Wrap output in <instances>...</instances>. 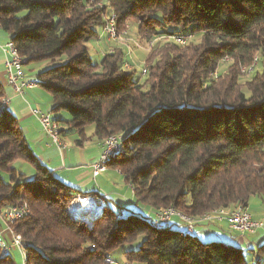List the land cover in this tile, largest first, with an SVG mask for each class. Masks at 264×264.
Listing matches in <instances>:
<instances>
[{"label":"trees","instance_id":"1","mask_svg":"<svg viewBox=\"0 0 264 264\" xmlns=\"http://www.w3.org/2000/svg\"><path fill=\"white\" fill-rule=\"evenodd\" d=\"M112 15L119 33L134 20L149 45L143 83L125 69L122 47L92 60L87 44ZM0 29L22 66H44L32 69L34 81L51 94L50 113L67 114L54 117L66 127L60 136L81 143L90 126L101 140L121 135L124 151L107 166L134 198L126 216L107 204L93 220H77L67 207L73 188L36 159L17 118L1 108L0 81V171L10 175L0 177V212L28 206L7 222L24 242V264H107L125 245L133 246L120 252L129 263L259 264L264 240L244 254L181 229L177 217L154 227L152 213L171 207L202 221L264 198V0H0ZM15 160L32 164L33 180ZM9 251L0 244V264H14Z\"/></svg>","mask_w":264,"mask_h":264},{"label":"crops","instance_id":"2","mask_svg":"<svg viewBox=\"0 0 264 264\" xmlns=\"http://www.w3.org/2000/svg\"><path fill=\"white\" fill-rule=\"evenodd\" d=\"M2 31L3 30L0 29V81L3 85V97L8 100L7 109L17 118L22 133L36 159L44 164L56 179L66 186H71L75 194L101 196L104 201L106 200V206L107 204L109 205L110 201L113 203H121L122 200H128V203L133 202L132 189L124 180L123 182L126 185L125 188H121L120 190L116 189L117 191L111 192L105 190L102 174L110 170V167L95 178L92 176L90 165L98 159L104 143L101 139L92 136V130L88 133L86 132L85 135L81 137V143L75 142V139H77L76 135L63 132L60 138L64 147H57L52 144L43 134L41 125L32 110L36 108L41 111L50 112L52 108L51 94L42 89L38 84L24 90L22 96L13 92L12 88L6 82L5 55L1 49V46L9 41V34ZM99 36L98 38L100 41L102 35L99 34ZM117 45V47H120L122 44L120 43ZM122 48L124 49L125 55L128 56L130 54V52H128V47L124 45ZM112 49L113 48H110L104 51L102 55L98 52L96 53L102 57L105 53L111 52ZM127 66L128 63H125V67ZM35 73V70H30L28 73H24V78L26 80H34ZM52 116L53 118L55 116L63 117V114L59 112L56 115L52 114ZM58 127L59 129L66 128L62 122H59ZM116 199L118 200L116 201ZM179 225H181L180 222ZM195 232L202 240L206 238H220L225 242L242 248V250L247 253L253 252L252 250H255L257 245L264 240L263 234L255 237L248 233L229 230L227 223L224 221L209 224L197 223L195 224ZM257 232L258 230L255 233ZM255 233H253V235H255Z\"/></svg>","mask_w":264,"mask_h":264},{"label":"rangeland","instance_id":"3","mask_svg":"<svg viewBox=\"0 0 264 264\" xmlns=\"http://www.w3.org/2000/svg\"><path fill=\"white\" fill-rule=\"evenodd\" d=\"M109 18V17H108ZM108 23V25H106V30L109 32V34H114V37H109L107 36V34L102 31V27H100V29L98 30V36L99 34L102 35V37L99 38L98 36L94 39H92L87 46L89 47V53L90 55H92V60L97 63L100 61L101 59V55L104 51H107L110 48H116L118 45L117 44H122L120 47H123L124 45L128 47L130 54L127 56L125 55V61L124 64L127 63V61L129 62V67H126L125 69L133 71V77L135 79L140 78L142 80L146 79V75H143L142 72H144L143 67H144V58L145 55L147 54V52L149 51V45L147 43H142L138 37V33H137V26L136 23L134 22V20H129L125 26H127L126 30L124 32L119 33L118 29L116 28V24H115V19L113 16H111L107 21L106 24ZM105 29V28H104ZM173 29V28H172ZM5 32V31H2ZM180 34H183V32L181 30H179ZM4 34V33H3ZM100 37V36H99ZM162 41V39H161ZM160 41V42H161ZM117 43V44H116ZM155 45V42L153 44V46ZM126 49V48H125ZM127 49V50H128ZM114 49H112L113 51ZM124 50V49H123ZM96 52L100 53L101 55H98ZM229 61L227 60L226 62H222L219 66V71H225L226 67L228 66ZM44 66L41 65H37V64H27L23 66V70L24 73H28V71L32 70V69H43ZM262 66L259 65L258 67H256L254 73H252L249 77H253L255 73L257 72H261ZM34 71V70H33ZM246 79L243 78L242 80ZM144 81H142L143 83ZM3 106H1L2 108ZM46 107V106H45ZM62 114H64L65 116H67V114L65 112H62ZM53 115H56L55 113ZM92 130V126L87 127V133L90 132ZM104 140V139H103ZM102 140V142H103ZM112 160V159H111ZM12 167L17 171V173H22L24 176L25 180H33L34 178V174H35V170L34 167L32 166V164H30L27 161L24 160H15L11 163ZM107 170V169H106ZM121 175L120 171L114 168H111L110 170H108L107 172L103 173V179H104V187L105 190H107L108 192L111 191H117L116 189L120 190L121 188H125V183L123 182V177ZM0 177L5 181V182H10V175L8 172L6 171H0ZM119 187V188H118ZM114 189V190H112ZM127 190V189H126ZM125 191V190H122ZM128 194V193H127ZM76 195H82V194H76ZM130 195V193H129ZM75 196V195H74ZM72 196L71 199L74 197ZM94 196V195H93ZM95 197H97L95 195ZM118 199H116L117 201ZM106 201V200H105ZM132 201V200H131ZM70 203V200H69ZM133 204V202H131ZM128 203V200H122L121 203L119 202H109V207L111 209H113L115 212H120L122 209H124L122 212V216H126L128 213V210H126L125 208H131L132 204ZM6 208V207H5ZM247 211L249 213H251L252 217L258 220H262L264 222V198L260 197V196H254L251 197L248 205H247ZM103 211V210H102ZM3 211L0 212V217H1V213ZM120 214V213H119ZM3 216V215H2ZM2 219V218H1ZM87 219H90V217H87ZM197 219H194L192 224H197ZM79 220V219H77ZM84 221V220H81ZM89 221V220H88ZM213 222H220V221H213ZM213 222H204L205 224H209V223H213ZM5 223V228H3V230L6 231L7 234V227L10 228L8 225L9 223L4 222ZM181 229L185 230V226L183 224L180 225ZM195 226V225H194ZM228 226V225H227ZM12 229V228H11ZM229 230H231L228 227ZM13 230V229H12ZM263 234L264 235V226L263 228L258 229V232L255 233V235L251 234V236H255L257 237L258 235ZM8 235V234H7ZM9 236V235H8ZM207 241H216L219 240L220 238H206ZM224 241L223 239H220L219 241ZM5 246V245H4ZM133 248V246L130 245H125L124 247H122V249L115 251L112 255L113 260H117L119 262H124L126 261L123 256L121 255V250L123 249H130ZM9 254L11 256V258L14 261V264H24V255L21 254V251L19 248L17 247H13L10 249ZM244 254H247V252H244ZM259 264H264V255L262 254L261 258L259 259ZM129 263V262H128ZM129 264H139V263H129Z\"/></svg>","mask_w":264,"mask_h":264},{"label":"built area","instance_id":"4","mask_svg":"<svg viewBox=\"0 0 264 264\" xmlns=\"http://www.w3.org/2000/svg\"><path fill=\"white\" fill-rule=\"evenodd\" d=\"M105 28V33L109 37H114V34H109L106 30V23L103 24ZM186 40V39H185ZM185 40H179L181 45L185 42ZM1 49L5 55V76L7 84L12 88L13 92L17 95L22 96L24 90L28 88H32L36 85L34 80H26L24 78V71L21 61H17V59L8 56L7 49L5 47V43L1 46ZM8 104V100H7ZM33 114L36 116L37 120L41 125V129L43 134L50 140V142L57 147H64V145H60L56 142V134L59 131V127L57 122L54 120L52 114L50 112L41 111L39 109L34 108L32 110ZM118 139L115 138V143L111 146H102V150L99 154L97 160L91 163V173L92 176L95 178L102 172V169L108 168L107 167H99V158L104 156L106 152L113 151L117 148ZM82 198L86 197V195L82 194L79 195ZM69 207L70 212H78L75 208H73L70 204H67ZM3 210L6 211V214L9 215V221L14 222L16 220L21 219L25 215V211L23 210V204L19 205H11ZM153 220L156 225H168L171 220V217H177L180 224L185 226V231H195V224H190L184 221L183 216H177L171 212V207L168 208L167 212L163 213H152ZM87 219V217H85ZM224 221L227 223L228 227L232 231H238L241 233H248L253 234L258 229L264 226V222L262 220H258L252 217L251 213L247 211L246 208L237 207L234 208L229 213H225V215H212L208 218H204V222H213V221ZM87 221V220H86ZM0 240L6 246V252L9 251L13 247H17L20 249L21 242H18L13 237H10L6 234V231L1 229V222H0ZM107 264H129L127 261L119 262L117 260H113L112 258L108 257L105 259Z\"/></svg>","mask_w":264,"mask_h":264},{"label":"bare ground","instance_id":"5","mask_svg":"<svg viewBox=\"0 0 264 264\" xmlns=\"http://www.w3.org/2000/svg\"><path fill=\"white\" fill-rule=\"evenodd\" d=\"M112 16L114 17V15H112ZM106 25H108V23ZM102 31L105 32V29H104L103 26H102ZM173 40L175 42H177V43H180L179 40H185V38L184 37L181 38V37L175 36V37H173ZM5 47L7 49L8 56L17 59V61H21V59H20V57H19V55H18L13 43L10 40L5 43ZM2 106H3L2 108H7L8 104H7L6 98L2 99ZM115 138L118 139L117 148L115 150H113V151L106 152L104 156L99 158V167H107V162L109 160H111L115 155L122 153L123 146H122V137H121V135H116V134L109 135L104 140L103 146H111L113 143H115ZM56 142L59 143L60 145H64L62 143V141H61V138H60V132H57V134H56ZM106 169L107 168L102 169V172L104 170H106ZM70 205L73 208H75L76 210H78V212L83 214L85 217H90V218H91V216L93 214L95 216L100 215L102 213V210L106 207V204H105V201H104L103 197H101V196L95 197V196H92V195H90V196L86 195V197H84V198H82L81 196L77 195L74 198H72V200L70 202ZM23 210L25 211L26 214H28L29 209H28V206L25 203L23 204ZM232 210H234V209H229V210H225L223 208L215 209V210H212L211 212H208V213L204 214L200 218V220L204 221V218H208V217H210L212 215H225V213H229ZM69 211H70V209H69ZM167 211H168V208L163 210V211L161 210V211L153 212V213H163V212H167ZM171 212L174 213L177 216H183L184 221H186V222H188L190 224H192V222L194 220V218L188 217L187 215L182 214V213H180V211L178 212V211L174 210L173 208H171ZM70 213H72V215H76L73 212H70ZM1 214L3 215V216L1 215V218L3 219L4 222H10L9 221V215L6 214L5 210H3V212ZM10 223H12V222H10ZM152 224H153L154 227L160 226V225H156V223L154 221L152 222ZM8 226L10 227V225H8ZM7 231H8L7 234L10 237H13L18 242L22 243L21 246H20V251H21V254L25 256L26 254H25V251H24V242H23L21 236L18 235V234H15L14 231L11 229V227L10 228L7 227ZM188 232L192 233L193 231H188ZM0 244L4 245L1 240H0ZM24 259H25V257H24Z\"/></svg>","mask_w":264,"mask_h":264},{"label":"water","instance_id":"6","mask_svg":"<svg viewBox=\"0 0 264 264\" xmlns=\"http://www.w3.org/2000/svg\"><path fill=\"white\" fill-rule=\"evenodd\" d=\"M74 214H76V215H78L79 216V220H84V221H91V220H93L94 219V217H96L94 214L91 216V218L90 219H86L85 217H84V215L83 214H81L80 212H76V211H74L73 212Z\"/></svg>","mask_w":264,"mask_h":264}]
</instances>
